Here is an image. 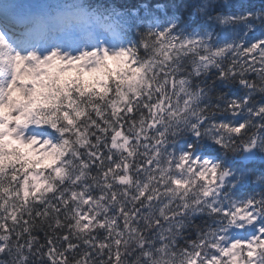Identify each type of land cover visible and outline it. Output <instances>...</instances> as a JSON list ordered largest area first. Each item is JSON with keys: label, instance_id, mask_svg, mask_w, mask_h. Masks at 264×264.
Wrapping results in <instances>:
<instances>
[{"label": "snow or ice", "instance_id": "obj_1", "mask_svg": "<svg viewBox=\"0 0 264 264\" xmlns=\"http://www.w3.org/2000/svg\"><path fill=\"white\" fill-rule=\"evenodd\" d=\"M0 264H264V0H0Z\"/></svg>", "mask_w": 264, "mask_h": 264}]
</instances>
